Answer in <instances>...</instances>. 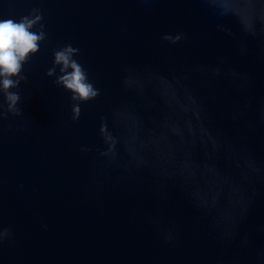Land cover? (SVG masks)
I'll list each match as a JSON object with an SVG mask.
<instances>
[{
    "label": "water",
    "instance_id": "1",
    "mask_svg": "<svg viewBox=\"0 0 264 264\" xmlns=\"http://www.w3.org/2000/svg\"><path fill=\"white\" fill-rule=\"evenodd\" d=\"M33 7L44 11L48 38L24 65L28 81L20 85L18 105L23 115L0 120V225L15 234L14 241L0 246V264H231L234 257L241 264H255L264 250V185H257L255 202L240 225L241 234L250 233L253 242L247 248L238 241L225 246L215 234L231 224L235 194L227 177L200 181L211 201L201 212L174 183H169L167 196L157 199L148 171L125 176L117 169L110 180L96 175L95 152L81 153L79 146H100V116L136 102L120 86L127 64L151 65L171 75L224 56L229 65L251 74L247 96L264 102L258 42L249 40L248 55L241 56L237 18L224 20L236 38L218 33L198 0H0V18L18 19ZM177 30L186 32L187 40L177 45L160 40L162 33ZM68 42L80 49L76 59L101 90L96 100L81 105L77 122L70 118L71 93L46 76L53 49ZM210 87L216 96L211 107L216 126L264 160V126L245 133L227 112L245 95L227 81ZM151 96V114L158 116L163 111L158 90ZM145 214L159 219L161 226L177 224L178 242L165 244Z\"/></svg>",
    "mask_w": 264,
    "mask_h": 264
},
{
    "label": "clouds",
    "instance_id": "2",
    "mask_svg": "<svg viewBox=\"0 0 264 264\" xmlns=\"http://www.w3.org/2000/svg\"><path fill=\"white\" fill-rule=\"evenodd\" d=\"M140 2L154 4L160 0ZM198 2L213 17L215 31L227 37L236 38L224 22L225 18H237L241 34L237 39V50L241 56L248 55V41L252 40L258 42L261 58H264V0ZM47 38L44 11L40 7L31 8L18 19L0 18V120L23 115L18 105L21 102L20 85L28 81L24 65L40 51ZM187 38L183 30L160 35V40L168 45H177ZM52 54V67L46 76L55 77L52 83L71 93L70 118L77 122L82 115L81 105L96 100L101 90L76 59L80 55L78 47L68 42L53 49ZM252 79L250 73L229 65L224 56H218L215 63L196 62L171 75L151 65L127 64L122 69L120 86L136 102L117 105L109 114L101 115L98 129L101 145H80L79 151L95 152L96 175L110 180L117 169L125 176H139L148 171L157 199L167 196L169 183H174L188 202L201 212L211 206V201L200 188V181L227 177L229 191L235 194L231 224L227 229L217 231L215 238L225 246L238 241L240 248H247L253 237L250 233L241 234L240 225L255 202L257 185H264V160L257 158L246 144H238L216 126L211 114L216 96L210 85L227 81L245 95L242 103L227 112L233 121L242 124L245 133L255 132L258 125L264 126V102L256 103L247 96ZM153 89L158 90L159 103L163 105L158 116L151 114ZM202 89H207L206 95L202 94ZM250 114H254V120L249 119ZM145 215L157 226L165 244L178 242L180 228L177 224L161 226L159 219ZM14 239L12 229L0 225V246ZM231 264H241L239 257H234ZM255 264H264V250L257 253Z\"/></svg>",
    "mask_w": 264,
    "mask_h": 264
}]
</instances>
